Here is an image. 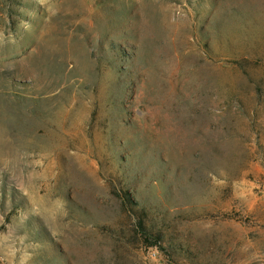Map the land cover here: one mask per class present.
I'll use <instances>...</instances> for the list:
<instances>
[{
	"label": "rangeland",
	"instance_id": "obj_1",
	"mask_svg": "<svg viewBox=\"0 0 264 264\" xmlns=\"http://www.w3.org/2000/svg\"><path fill=\"white\" fill-rule=\"evenodd\" d=\"M0 264H264V0H0Z\"/></svg>",
	"mask_w": 264,
	"mask_h": 264
},
{
	"label": "trees",
	"instance_id": "obj_2",
	"mask_svg": "<svg viewBox=\"0 0 264 264\" xmlns=\"http://www.w3.org/2000/svg\"><path fill=\"white\" fill-rule=\"evenodd\" d=\"M139 225H140L141 229L143 230V232H146L145 226L143 224H139Z\"/></svg>",
	"mask_w": 264,
	"mask_h": 264
}]
</instances>
